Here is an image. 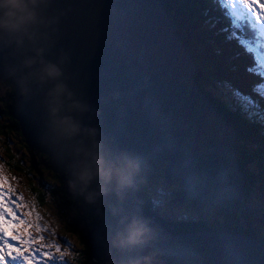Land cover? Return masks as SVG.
Segmentation results:
<instances>
[{
    "label": "water",
    "instance_id": "obj_1",
    "mask_svg": "<svg viewBox=\"0 0 264 264\" xmlns=\"http://www.w3.org/2000/svg\"><path fill=\"white\" fill-rule=\"evenodd\" d=\"M139 1L46 0L41 5L43 15L53 21L47 30L44 58L61 67V79L74 98L89 105L88 111L72 114L85 126L98 130L100 141L104 140L102 131L117 130L123 135L112 149L105 146L110 153L129 154L140 162L151 159L166 162L172 176L182 184L185 182L190 196L206 202L237 197L245 205L243 185L247 173L243 170L244 160L233 144L234 128L195 84L194 60L186 45L172 34L174 27L167 24L172 25V21L161 1L148 0L163 10L164 28L142 12ZM155 38L161 43L156 48L152 43ZM12 63L11 58L0 53V78L9 79L14 86L12 114L19 121L24 139L30 147L48 155L51 168L66 179L67 195L79 203L81 211L93 215V226L88 233L91 252L96 259L104 256V263L109 264L119 257L112 244L121 230L117 223L122 228L133 219L148 223L146 208L139 201L137 181L134 178L133 184L123 189L113 186L93 201L73 191L68 164L61 162L65 160L46 138L48 113L44 94L35 83L26 92L10 71ZM181 65V75L188 76V72L190 76L184 82L177 71ZM177 90L203 98L205 103L201 106H207L208 118L194 115ZM174 93L180 96L182 109L175 119L167 101ZM185 114L188 125L183 120ZM210 119L219 131H212ZM200 130L204 133L199 134ZM226 130L229 135L222 132ZM218 133L228 142V150H231L228 145L233 147V153L222 151L219 157L210 155L212 145H222L218 144ZM225 161L236 165L238 178L243 179L240 188L226 186L231 178ZM207 174L218 175L222 180L208 182ZM117 190L120 195H116ZM100 216L103 222L98 223ZM105 228L110 229V234L102 231ZM176 237L172 241L151 236L146 246L133 255L145 257L150 248H159L165 255H173L180 264H264V237L252 232L217 230L207 224L195 230L176 229ZM187 242L197 249L182 252Z\"/></svg>",
    "mask_w": 264,
    "mask_h": 264
},
{
    "label": "trees",
    "instance_id": "obj_2",
    "mask_svg": "<svg viewBox=\"0 0 264 264\" xmlns=\"http://www.w3.org/2000/svg\"><path fill=\"white\" fill-rule=\"evenodd\" d=\"M162 1L169 10L176 8L178 12L179 9L185 8L188 11L189 13V17L187 18V21L189 22L188 26L192 27L193 25V27L195 28V34H193L192 37L189 36L186 39V41L191 42V39H193L195 42L201 41L202 38H199V35L207 38L205 43L209 44V46L206 47V49H208L210 53L213 54L212 59H216L217 66L222 68V74H221L218 72L217 68L214 67L209 75L211 77V81L210 82L206 81L205 88L208 90L209 93H213V92L218 93L220 91V94L215 95L214 99L218 103L224 105L229 112L231 111L239 112L242 115V117L247 118V116L240 110L235 100L231 97L232 94L229 93V89L224 86L226 83L228 84V82L231 80L225 61L234 57L233 59H234L235 67L239 68L242 72L244 71L243 73L248 79L246 85H241L240 92L247 95H251L253 99L259 101L261 108L264 109V97L259 96L257 93L253 91L254 86L261 83V78L247 71V69L250 66H255V54L246 52L245 48L239 44L237 39H231V40L228 39V36L232 31V29L230 26V20L225 16L222 6L219 3L215 2V0H194L199 4H201L204 10L199 11L198 9H195V12L200 15L199 17L195 16L196 21L193 22L190 17V6L176 3L175 0H162ZM191 5L193 8L195 7L194 3H191ZM209 21H212V23L209 24L208 23ZM208 28L210 30H213V32L212 33L209 32ZM226 28L229 29V31L227 32L224 31V29ZM243 35L250 37L251 33L246 32L243 33ZM187 45L189 51L194 53H199V55H201L200 57L201 66L205 68L207 61H211V60H209L207 56H205L203 48L200 45L198 48H193L190 45V43H187ZM215 46H217L220 50L218 54L215 51ZM198 76L202 78L200 74H198ZM0 87L3 88V90L0 89V105H2V107L0 108V117H4L5 120L7 119V121L0 123V131H2V129L4 128L5 133L8 134V137L10 136V134H14L17 137L20 146L27 148L32 153L34 164L38 166V163H42L44 168L48 169L51 172V175L54 179V184L52 183L51 185V189L53 190V193H62L64 196L63 202L66 205H74L76 210H78L77 213H79V215L83 217V214L80 213L81 209L79 208V203L76 202L75 199L72 197H70L71 199L66 197L65 195L66 192H64L67 184L66 179L63 178L58 172L53 171V169L51 168L48 162V155L44 152L36 150L33 147H30L26 143L24 136L20 130L19 121L12 114V108L14 105V92H15L12 82L9 79L0 78ZM246 122L256 127L257 129L261 130L262 137H264V123L255 122L249 120L248 118ZM6 144H8L7 147L9 151L6 152L5 148L4 151L8 156L7 162L9 166L12 168L16 167L18 171L23 170L29 172L31 166L29 164L24 163L25 162L24 156L23 155L18 156L14 152L12 147L9 145V143ZM245 162H247L246 159ZM263 162L264 160L261 161V163ZM140 164L141 167L135 176L138 186V197L140 203H142L146 208V214L149 217V221H150L149 226L151 229L155 226L156 223L155 220L158 219V221H160L165 226V229L168 228L172 230L173 234H175L176 229L177 230L194 229L198 226H201L202 224L203 225L209 224L210 226L214 227L217 230L252 232L254 234H258L259 236H262V238L264 237V208H257L255 210L257 212V215H255L251 212V207H250V202L252 201L253 197H257L260 201H263L264 199L263 180L257 179L256 181L253 182L249 180L247 181L246 179V183L244 184L246 185L244 188L245 200H243L245 205L237 197H234L232 200H221V201L211 200L206 202L190 196L186 190L185 182L183 181L182 184L181 181L176 180L172 176L169 166L166 162L158 159H151L150 162H140ZM257 171L261 172L264 178V169ZM246 172H247L246 178L252 175V173L253 174L255 173L254 169L251 167H250V171L248 170ZM146 177L151 179L152 183L154 184H160L162 186L168 187V192L171 194L172 200L185 205L186 208L184 213L186 214V216H183L182 218L184 220L171 221L163 217L160 218H157L158 216H156V218L153 217L154 213L157 212L153 211L150 208V194L148 192L149 184L147 183ZM63 180L65 181V187L63 184L62 185L59 184L60 181ZM248 184H250L249 187ZM29 188L35 192L36 194L35 198H37L41 202L45 201V191L42 186L37 185L34 182H31ZM139 188L141 189V194ZM258 199H254V200H258ZM198 202L200 203V206H202L203 208L194 206V203H198ZM226 206H228L229 209ZM205 209L208 210L209 213L205 212ZM85 211L87 212V210ZM187 217L188 219H186ZM86 222L89 224V219H86ZM166 225H168V227H166ZM171 225L175 226L176 229H173ZM191 225H193V227ZM72 229L76 230L74 228ZM155 232L156 233L154 235L152 233V237H157L158 235L163 236V234L165 233V231H157V230H155ZM87 235L88 232L86 233L85 236H81L85 244V247L80 249L79 251L80 255L77 256L76 258L77 260H80L78 264H93L89 262L91 260L95 262L94 264H103L104 263L103 259H105L104 256H101L99 259H96L92 255L91 246L86 240ZM173 236H171L170 238H172ZM85 248H87V251H84ZM148 255H157L162 257L165 260V263L163 264H180L174 260L173 255H165L163 251L160 250L159 248H150ZM111 262H112L111 264L114 263L122 264L119 257L112 260Z\"/></svg>",
    "mask_w": 264,
    "mask_h": 264
},
{
    "label": "rangeland",
    "instance_id": "obj_3",
    "mask_svg": "<svg viewBox=\"0 0 264 264\" xmlns=\"http://www.w3.org/2000/svg\"><path fill=\"white\" fill-rule=\"evenodd\" d=\"M160 1L163 5V8L168 18L172 21V26L174 27V30H171L172 34L176 36L177 39L182 43L184 44L186 43L187 47H188L187 43H190V45L193 48H198L200 45L204 50L205 56H207V58L211 60V61H207L206 66L204 68L203 66H201V60H200L201 55H199V53H194L190 51L192 57L194 58L193 60L195 63V70L192 73V78L195 84L198 86V88L202 89L205 95L210 99V104L218 109L217 110L218 114L220 116L222 115L221 117L224 118V121L231 124V126L234 128L235 136H234L233 144L237 148V154L240 157V159H242V161L244 160L243 170L245 171V173H247L246 171L248 170L250 171V167H251L255 171L254 173L255 175L252 173V175L246 178L247 181L249 180L254 182L257 179H261L264 181L261 172L257 171L264 169V162L261 163V161L264 160V137H262L261 130L257 129L256 127L246 122L247 118L242 117V115L239 112H234V111L229 112L224 105L218 103L214 99V96L220 94V91L218 93L208 92L205 86H206V81L209 82L211 81V77L209 75L212 69L216 67L218 72L222 74V68L217 66L216 59H212L213 54H211L210 51L206 49V47L209 46V44L205 43L207 38L199 35V38H202V40L196 41L197 43L193 39H191V42L186 41V39L189 36L192 37V35L195 34V28L193 27V25L192 27L188 26L189 24V22L187 21V18L189 17L188 11L185 8L179 9L178 12L176 8L169 10L164 5L163 1L162 0ZM175 2L190 6V17L193 22L196 21L195 18L199 17L200 15L195 12V9H198L199 11L204 10L202 5L194 0H189V1L175 0ZM190 2L194 3L195 5L194 8L192 7ZM208 23L211 24L212 21H209ZM209 32L212 33L213 30L209 29ZM215 51L217 54L220 52L217 46H215ZM233 58H230L229 60L225 61V64L227 65L231 77V80L228 82V84H230L232 88L238 89L240 91L241 85H246L248 79L244 75L243 73L244 71L242 72L239 68L235 67ZM198 74H200L202 78H200ZM0 89L3 90L2 87H0ZM229 93L231 94L230 90ZM4 121H7V119L5 120L4 117L3 119H0V123ZM7 137L8 134L5 133V130L3 128L2 131H0V191L9 192L10 190H14L11 191L10 199L14 200L16 204L15 205L11 204L9 202V198L7 197L5 198L4 203L7 204L8 207H10L16 213V216L19 219L28 222L27 224L20 225L19 231L24 233L25 239L28 238L29 233H31L32 237L37 238V243L32 246V250H34L37 247H40L41 245L46 246L49 243H56L61 247L62 250L68 249L70 252H73V254L76 257L79 256L80 249L85 247V244L81 236H85L87 232L90 233L89 232L90 228L93 226V222H94L93 215L90 212L89 215L88 212L79 211L80 213L88 217V218H83L82 216L79 215V213H77L78 210H76L74 205H66L63 202L64 200L63 194L53 193V190L51 189L52 183L54 184V179L51 175V172L48 169L44 168L42 163H38V166L34 164L32 153L27 148L20 146L17 137L14 134H10V136L8 138ZM6 143H9V145L12 147V149L18 156L21 155L24 156V160H25L24 163L29 164L31 166L29 172L23 170H19L20 171L19 172L16 167L12 168L9 166L7 162L8 156L4 151V148L6 152L9 151L7 147L8 144ZM245 159L247 162H245ZM5 177L7 178V180L4 179ZM146 179H147V183L149 184L148 192L150 194V208L153 211L157 212L154 213L155 218L156 216H158L157 218L163 217L171 221L184 220L182 218L183 216H186V214L184 213L186 208L185 205L172 200L171 194L168 192V187L162 186L160 184H154L152 183V180L149 179L148 177H146ZM31 182H34L35 184L40 185L44 188L45 201L41 202L37 198H35L36 195L35 192L29 188ZM59 184L61 185L63 184L65 187L64 180L60 181ZM245 186L246 185H244L243 187V195H244ZM249 186L250 184H248V187ZM64 192H66V188ZM140 194H141V189H140ZM65 195L67 198H70L67 195V193H65ZM254 199H258V198L253 197L251 201L252 203L250 202V207H251V212L257 215V212L255 210L257 208H264V199L263 201H260L259 199L258 200H254ZM227 200H232V199H227ZM156 201H159V203H156ZM16 205H19V207H16ZM194 206L203 208L202 206H200L199 202L194 203ZM226 207L229 209L228 206ZM205 212L209 213V211L206 209ZM29 213H31V215H29ZM37 213L41 217L39 221H37L36 219ZM10 219L11 216L6 214L5 220H10ZM86 219H89V224L86 222ZM186 219H188V217ZM155 221H156L155 226L152 228L153 235L156 233L155 230L165 231V233L163 234L164 236H166L168 239L172 241L176 240L177 238L176 230H175V234H173L172 230L168 228H166L167 229L166 230L165 226L160 221H158V219H156ZM29 224H31L32 226L29 227ZM36 224H39L41 229H45V224H47V227L43 231H38L35 226ZM148 224H150L149 220H148ZM191 226L193 227V225ZM204 226L205 225L202 224L201 226H198L196 228H202ZM166 227H168V225H166ZM72 228L76 230H73ZM196 228L191 230H195ZM14 234L16 233L12 229H9L8 239L10 242H12L10 238ZM0 235L3 234L0 233ZM41 235L44 236V240L42 241L38 240V237ZM89 236L90 234L87 235L86 240L90 244L91 240ZM171 236L173 237L170 238ZM14 243L19 244V242H14ZM22 247H26V245ZM42 251L54 252V249L44 247ZM84 251H87V248H85ZM56 255L59 254L56 253ZM147 257L149 259L143 261L142 264L165 263V260L160 256L148 255ZM65 260L67 261V264H78L80 262V260L77 259L73 260L71 256L66 257ZM45 261L46 258L34 259L33 264H45ZM89 262L93 264L95 263L93 260ZM24 264H26V262H24ZM114 264H119V263H114Z\"/></svg>",
    "mask_w": 264,
    "mask_h": 264
},
{
    "label": "clouds",
    "instance_id": "obj_4",
    "mask_svg": "<svg viewBox=\"0 0 264 264\" xmlns=\"http://www.w3.org/2000/svg\"><path fill=\"white\" fill-rule=\"evenodd\" d=\"M46 0H0V53L12 59L10 71L26 92L37 84L44 94L48 113L46 138L70 169L73 191L93 201L113 187L133 184L141 164L129 154H112L97 138L98 130L85 126L72 113L89 105L78 101L61 79L62 69L44 58L48 28L53 23L43 15ZM47 86V87H45ZM152 229L142 219H133L113 238V248L122 264H142L148 257L133 255L146 246Z\"/></svg>",
    "mask_w": 264,
    "mask_h": 264
},
{
    "label": "snow or ice",
    "instance_id": "obj_5",
    "mask_svg": "<svg viewBox=\"0 0 264 264\" xmlns=\"http://www.w3.org/2000/svg\"><path fill=\"white\" fill-rule=\"evenodd\" d=\"M215 2L222 6L225 16L230 20L232 31L228 39H237L246 52L255 54V66H250L247 71L261 78V83L254 86L253 91L264 97V0H215ZM224 31L227 32L229 29L226 28ZM246 32H250L251 36L243 35ZM224 86L231 91L232 98L249 120L264 123V109L261 108L257 100L253 99L251 95L232 88L230 84L226 83ZM4 179L7 180L6 177ZM11 191L14 190L0 191V233L3 234L0 235V264H24V262L33 264L34 259L40 258H46L45 264H67L65 258L69 256L75 260L77 257L73 252L68 249L62 250L56 243L41 245L32 250V246L37 243V238L32 237L29 233L28 238L25 239L24 233L19 231V226L28 222L19 219L16 213L4 203L7 197L11 204H16L14 200L10 199ZM6 214L11 216L10 220H5ZM36 219L37 221L41 219L38 213ZM31 226L29 224V227ZM35 226L38 231H43L47 224H45V229H41L39 224ZM9 229L16 233L10 238L12 242L8 239ZM38 240H44V236H39ZM14 242H19V244ZM24 245L26 247H22ZM44 247L52 248L54 252L42 251Z\"/></svg>",
    "mask_w": 264,
    "mask_h": 264
},
{
    "label": "bare ground",
    "instance_id": "obj_6",
    "mask_svg": "<svg viewBox=\"0 0 264 264\" xmlns=\"http://www.w3.org/2000/svg\"><path fill=\"white\" fill-rule=\"evenodd\" d=\"M138 3L143 5V9L142 12L148 16H150L151 18H153L161 27H165V14L163 12V10L161 9L160 6H153L148 0H140ZM138 23H141L139 20L137 21ZM167 23V22H166ZM169 25V27H171L172 25L170 23H167ZM131 38V37H130ZM152 43H154V47H158L159 45H161V43L157 42V38L152 40ZM186 45V44H185ZM187 47V46H186ZM188 49V48H187ZM192 70V69H190ZM189 70V72H191ZM177 71L179 73V76L181 78V80L184 82V80H189L190 76L187 72L188 76H182L181 75V71H182V65L179 66L177 68ZM186 71V70H185ZM179 91V90H177ZM181 93V95H183L184 101H186L192 108L194 115L197 114L201 117H206L208 118V114H206L207 112V106L203 107L201 106V104L205 103V100L203 98L200 97H194L193 95H190L188 91H186V93H183L182 91H179ZM168 104L170 105V111H171V117L172 118H176V114H181L180 110L182 111V109L180 108L179 105V101H180V96H178L176 93L173 94V96H168ZM214 118H216V116H213ZM183 120L185 125H188V118H187V114H185L183 116ZM211 123H212V119ZM211 129L212 131H219L218 127H215L214 124L212 123L211 125ZM223 133H225L226 135L228 133V131H222ZM104 136V140L101 141L103 143L104 146H108L111 149L116 145V143L123 137V135L117 131V130H112V131H102L101 132ZM204 130H200L199 134H203ZM219 135V133H218ZM219 143H222V145H212L211 146V151H210V155L213 154L216 157H219L220 154L222 153V151H226L227 154L230 153V151H234L233 147L228 145V147L231 150L227 149V144L228 142L221 136L219 135ZM59 159V157H58ZM60 160V159H59ZM61 161V160H60ZM63 164H67L66 161H61ZM227 167V171H228V175L231 178V181H226V186H231V187H235V188H240V184L243 181L242 178H238V170L236 165H232L231 162H227L225 161ZM208 182H213V183H220L222 178L218 175H212V174H207L206 178H205ZM246 183V181L244 182V184ZM244 186V185H243ZM116 195H120L119 190H117ZM83 196V195H82ZM244 196V195H243ZM198 197V196H196ZM198 199V198H197ZM227 200V199H226ZM103 222V217L100 216L98 217V223ZM126 225V223L124 224V226ZM117 227L122 229V225L120 223H117ZM106 235L110 234V229L109 228H105L102 230ZM103 245L106 246V243L104 241ZM183 251L182 252H192L195 251L197 248H194V246H192L189 242H187V246L186 248L182 247Z\"/></svg>",
    "mask_w": 264,
    "mask_h": 264
},
{
    "label": "flooded vegetation",
    "instance_id": "obj_7",
    "mask_svg": "<svg viewBox=\"0 0 264 264\" xmlns=\"http://www.w3.org/2000/svg\"><path fill=\"white\" fill-rule=\"evenodd\" d=\"M84 212H86V211H84ZM87 214V213H86ZM88 215V214H87ZM90 215V214H89ZM83 218H87V216H85L84 214H83Z\"/></svg>",
    "mask_w": 264,
    "mask_h": 264
}]
</instances>
